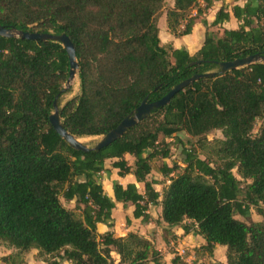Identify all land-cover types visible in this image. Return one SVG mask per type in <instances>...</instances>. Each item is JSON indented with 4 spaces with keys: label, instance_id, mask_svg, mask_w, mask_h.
<instances>
[{
    "label": "trees",
    "instance_id": "trees-1",
    "mask_svg": "<svg viewBox=\"0 0 264 264\" xmlns=\"http://www.w3.org/2000/svg\"><path fill=\"white\" fill-rule=\"evenodd\" d=\"M216 1L224 0H175L167 11L172 34H191L199 16ZM164 2L0 0V25L70 37L80 64L81 92L61 106L64 126L79 137L102 136L145 99L159 100L195 74L220 71L219 62L264 54V0L235 4L232 11L240 26L223 28L220 35L211 27L230 20L225 6L212 23L203 19L205 41L195 54L162 45ZM69 71L61 43L0 36V242L19 252L37 249L59 256L49 264L64 259L73 264H165L148 238L98 230L99 222L112 219L116 201L132 203L134 217L144 222L152 220L151 207L161 203L168 230L181 226L186 234L194 231L204 237L203 247L210 253L217 245L226 246L227 264H264V222L236 217H249L252 208L264 215V63L201 78L123 137L90 152L73 148L50 121ZM258 119L262 124L254 135ZM215 129L224 135L214 145L219 161L201 158L193 141L184 140L187 166L174 177L178 165L164 162L159 171L171 182L163 192L156 190L159 182L148 179L153 161L171 156V145L163 141L185 131L202 145ZM108 161L121 176L134 174L144 183V193L134 183H118L116 201L106 194L100 176L109 172ZM234 169L251 182L243 185ZM61 197L75 201L82 217ZM113 252L120 256L118 263ZM181 260L177 256L172 264Z\"/></svg>",
    "mask_w": 264,
    "mask_h": 264
},
{
    "label": "rangeland",
    "instance_id": "rangeland-1",
    "mask_svg": "<svg viewBox=\"0 0 264 264\" xmlns=\"http://www.w3.org/2000/svg\"><path fill=\"white\" fill-rule=\"evenodd\" d=\"M242 1V0H239ZM238 2V1H237ZM175 4V0H165L164 7L162 11L159 14V27L162 35V39L166 41L169 37V33L171 34V30L168 26V19H167V11L172 8ZM203 5V4H202ZM235 5L234 0H224L219 2V8L222 6H225L229 11L232 10L233 6ZM208 13V10L206 11ZM233 12V11H232ZM193 13H197V8L193 10ZM202 16V17H201ZM199 16L198 20H201L202 18L206 17V15ZM186 22H183L180 26V30H184V24ZM240 26V23L238 24ZM211 31H213L216 35H220L223 31L220 27H211ZM200 33V32H199ZM198 35V33H197ZM168 45V44H165ZM214 70H219L217 68H214ZM67 87V89L62 93L59 99V105L60 107L65 105L66 102L71 100L72 98L77 97L81 92V83L79 76L76 77L75 81L71 84V86H67V82L64 85V88ZM262 124V120L258 119L256 122V126L254 129V135L258 133L260 126ZM101 136H86L81 137V140L88 144L90 147H93L96 145V143L100 140ZM224 135L222 130L215 129L212 130L207 134L206 140L203 141V144L200 145L197 138L191 137L187 132L183 131L178 137L173 138H167L163 141V144L169 143L171 145V156L168 159H161L158 158L153 161V171L152 175H149V177L152 180H156L159 183L155 185L156 189L163 192V189L169 185L168 178H166L159 170L161 165L166 162L169 164V166L178 165L179 169L173 174L174 177H176L179 173L183 172V169L187 166L185 163V153L183 151L184 144L182 141L184 140H192L194 145H196L198 149V154L201 158H208L210 162L217 163L218 157L215 154V141L217 139H223ZM187 147V146H186ZM130 163L134 162V158L132 156H127ZM108 166H111V161L107 162ZM112 167V166H111ZM109 169V168H108ZM235 175L238 179H241L243 185H245L247 182H251V180H244L237 172V169L233 170ZM103 183V178L100 179ZM103 186L105 187L106 184ZM106 189V188H105ZM141 191H144V187L141 186ZM162 199V198H161ZM61 201L63 204L70 210H74L77 217H82V209L75 208V202L74 201H67L63 197H61ZM132 204L128 203L125 207H123V210L125 211L127 207H130ZM162 204L153 205L150 209L151 215L154 217V223L151 225H145V222H136L134 223V230L139 235L144 236L141 234V230L146 228V233L149 234L150 238H148L150 241H152L156 248H165V244L163 240L169 239L170 241L173 240L174 232L172 229L168 230V226L163 223V221L159 220L162 218ZM123 212L121 208L117 209L115 217L116 220L119 223L118 225V232L119 234L126 233V229L130 224L127 222L128 217H123ZM237 218L244 220L246 222L255 221V222H264V215L260 214L256 208H252L249 217H245L241 214L236 215ZM159 222H157V221ZM109 224L108 226H110ZM114 225V224H112ZM134 231V232H135ZM192 235L190 237L182 236V239L179 241V246L181 251H185V253L180 256L181 262L179 264H227V247L218 245L217 248L215 247L214 252L210 253L207 249H205L202 244V240L199 236V234L192 231ZM126 235V234H124ZM164 235V236H163ZM145 237V236H144ZM174 241V240H173ZM178 246V244H177ZM173 253V256L167 255V259L165 258V255H161L164 259L163 262L165 264H172L173 259L177 257L178 251L171 247V245L167 246V249ZM160 252V250L158 249ZM164 251V250H163ZM161 253V252H160ZM113 256L116 259V263L119 262L120 256L113 252ZM4 257L7 258V260L4 259ZM169 257V258H168ZM59 259V256L55 255H45L41 254L39 250L32 249L29 252H19V250L8 246L6 243L0 242V264H14V260L16 264H49L51 261ZM61 264H73L71 261L64 259Z\"/></svg>",
    "mask_w": 264,
    "mask_h": 264
},
{
    "label": "water",
    "instance_id": "water-1",
    "mask_svg": "<svg viewBox=\"0 0 264 264\" xmlns=\"http://www.w3.org/2000/svg\"><path fill=\"white\" fill-rule=\"evenodd\" d=\"M0 36L9 37V38H22V39H32L37 41H54L59 42L66 49L69 61H70V71L69 78L67 80V86H71V84L75 81L76 77L79 76L80 64L77 57V52L73 41L70 37L65 33L57 34L55 32H33L26 31L23 29H18L16 27L6 28L0 25ZM202 61H196L195 63H200ZM257 63H264V54L255 53L248 55L246 57L237 58L232 61H222L219 62L220 71H211L202 74H195L192 77L180 82L177 84L171 91H169L163 98L156 101H148L145 99L142 104L134 110V112L125 118L116 128L111 130L110 132L101 136L100 140L96 143L95 146L90 147L88 144L81 140V137L71 133L68 131L65 126L61 116V107L59 105V97L58 95L54 100V111L50 115V121L56 131L75 149L90 152L101 150L105 147H108L113 142L123 137V135L133 126L137 125L142 120L149 117L155 109H159L165 107L170 103L172 98L184 90L187 86L193 84L194 82L200 80L201 78H210L214 77L217 74H225L230 71H234L236 69L252 66ZM193 64V63H192ZM67 89L65 87L62 93Z\"/></svg>",
    "mask_w": 264,
    "mask_h": 264
},
{
    "label": "crops",
    "instance_id": "crops-1",
    "mask_svg": "<svg viewBox=\"0 0 264 264\" xmlns=\"http://www.w3.org/2000/svg\"><path fill=\"white\" fill-rule=\"evenodd\" d=\"M219 2L220 1H216L214 3V5L208 10V13L207 12L204 13V15H206V17L202 18L201 20H198V19L196 20V23H195V25L193 27V30H192L191 34L177 37L174 34H172V33L170 34L169 33L168 39L166 41H164V39H162V35H161V31H160L162 45L172 44L175 48H178V49L186 48L191 54H195L196 52H198L202 48V46L204 44L206 31H207V28L203 24L202 20L206 18L209 21V23H212L215 20L216 14L219 11V9L221 8V7L220 8L218 7L219 6ZM245 2H246V0H242V1L235 2V4L244 5ZM230 14H231L230 20H226L225 22H223L219 26H215V27H220V28H222V30H223V28H229V29H237V28H239L238 24L240 22L234 16L232 10H230ZM197 33H198V35H197ZM107 168L110 169L109 172H107V171L102 172V174L100 176V179L103 178V183L102 184H104V185L106 184L105 187L103 186L104 190H105L106 194H108L110 197L113 198V200L116 201L115 192H114V186H115V184H118V183L123 185L124 187H126L130 183H134V184L137 185L138 189H140V187L143 186L144 187V191H145L144 183L138 182L137 179H136V176L134 174L129 173V174H126L124 176H121L119 174V169L113 168V167L108 166V165H107ZM150 175H152V173ZM166 178H168V177H166ZM148 179L152 180L149 176H148ZM170 182H171V180L168 178V183L170 184ZM139 191L141 193H144V191H141V190H139ZM125 206L126 205L124 203L116 201V207L112 211V219L107 220L106 222H99L98 223V230H99L100 233H105V232L111 230V231L115 232L116 236L121 237V236H126L129 232H134L135 231L134 230V223L141 222L142 219L141 218L137 219V218L134 217V209H135V207H134L133 204L130 207H127L126 210L124 211L123 207H125ZM119 208H121V210L123 212L122 219H123V217H129L130 220H131V222L129 223L130 226L125 228L126 229L125 230L126 233H123V234L117 233L118 232V225H119L120 222H118L116 220L115 214H116L117 209H119ZM159 220L163 221L162 218H160ZM154 221H155L154 217L152 216V220L150 222H145V225H151V224L154 223ZM157 222H159V221H157ZM163 223L167 225L166 222L163 221ZM109 224H114V225L112 227H110V226H108ZM172 230L174 232V237H175L173 239L174 241H180L182 239V236H185L187 238V237H190L192 235L191 234L192 232L186 234L184 228L181 227V226L173 227ZM124 234H126V235H124ZM141 234H143L146 238H150L149 234L146 233V228L141 230ZM200 238L202 240V244L203 245L206 244V240L204 239V237L200 236ZM173 240L170 241L169 239L165 238V240H163V242L165 244L164 245L165 248L164 249L158 248L160 250V252H161V255H165L166 254V256H165L166 259H167V255L171 256V258L173 256V253L169 250V248L167 249V246L171 245V242ZM217 246H216V248H217Z\"/></svg>",
    "mask_w": 264,
    "mask_h": 264
},
{
    "label": "built area",
    "instance_id": "built-area-1",
    "mask_svg": "<svg viewBox=\"0 0 264 264\" xmlns=\"http://www.w3.org/2000/svg\"><path fill=\"white\" fill-rule=\"evenodd\" d=\"M177 244H178V246H177ZM171 247L175 248L179 252L178 255H177L179 257L182 256L185 253L184 250L181 251L180 246H179V241H172L171 242Z\"/></svg>",
    "mask_w": 264,
    "mask_h": 264
}]
</instances>
